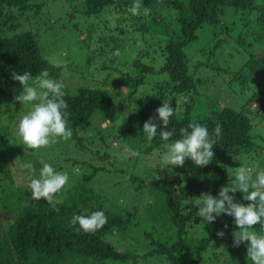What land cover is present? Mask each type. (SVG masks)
Masks as SVG:
<instances>
[{
  "label": "trees",
  "instance_id": "1",
  "mask_svg": "<svg viewBox=\"0 0 264 264\" xmlns=\"http://www.w3.org/2000/svg\"><path fill=\"white\" fill-rule=\"evenodd\" d=\"M50 1L56 0H0V81L16 97L23 89L11 78L12 73L29 72L34 79L46 69L50 78L64 85L66 119L72 130L67 144L76 143L81 150H86L83 140L89 139L86 136L92 129L99 134L98 141L105 140L100 128L92 126L96 114L108 125L117 120L124 105L130 106L129 118L114 135L122 149L129 147L140 155L117 153L127 164H134L131 170L118 171L101 163L109 158L108 151L94 163L73 158L61 161L66 151H60L57 142L51 143V148L25 149L11 124L0 121V264H252L247 258V242L234 246L233 233L238 231L234 218L221 214L214 222H205L195 202L201 194L216 197L221 187L235 182V160L255 169L253 179L257 171H264V131H253L251 120L264 119V89L253 90L239 109L215 99L205 115H195L199 97L204 101L211 96L205 91L207 86L201 87L206 82L203 76L212 70L208 78L214 80L221 68L203 58L192 62L184 46L196 38L203 25L220 37L211 53L228 41L232 46L256 45L257 50L248 51L253 56L246 57L230 80L244 89L251 77L264 76V0H140L143 7L151 9L148 16H133L128 11L135 0H64L68 6L62 15L67 21L78 18L80 12L101 29L110 22L104 15L109 13L115 24L100 34L73 30L77 39L70 38L67 66L45 56L31 30ZM228 7L230 15L225 12ZM155 41L162 43L163 57L156 68L148 56L150 43ZM125 47L130 49L129 56L127 52L123 55ZM117 49L120 55H112ZM155 71L165 73L166 78L153 81L150 76ZM76 76L96 84L65 83ZM120 85L127 88L121 98L114 92ZM169 102L174 113L167 130L174 135L164 141L159 135L162 127H158L149 144L143 124L157 116L155 110L162 103ZM19 110L15 107L8 115L15 125L20 120L14 118ZM193 122L206 127L210 136L217 124L221 127L211 163L198 167L186 159L183 167L162 168L160 161L151 164L146 160L153 153L162 154L164 145L179 139V130ZM7 136H13L14 145L4 139ZM66 160H71L74 170L67 169ZM24 163H31L36 172L22 168ZM43 163L69 176L53 197L55 207L43 199L32 200L27 189L29 176L38 178ZM99 172L113 176L95 178ZM130 190L139 197L128 196ZM234 196L235 202L249 203L242 192ZM94 211H103L108 222L94 234L74 231L71 218ZM218 231L224 232L222 238ZM251 231L264 234L258 224Z\"/></svg>",
  "mask_w": 264,
  "mask_h": 264
},
{
  "label": "clouds",
  "instance_id": "2",
  "mask_svg": "<svg viewBox=\"0 0 264 264\" xmlns=\"http://www.w3.org/2000/svg\"><path fill=\"white\" fill-rule=\"evenodd\" d=\"M128 11L133 16H148L151 9L143 7L140 0H135ZM112 55L119 56V49L115 50ZM11 78L18 81L23 89L15 97V100L25 105H31L30 111L19 120L16 127V136L24 148L35 150L47 147L50 143H56L58 139H70L72 130L66 119L69 113L65 111L68 104L64 99V85L50 78L46 69L34 79L29 72L23 74L14 72ZM185 102H187V98H185ZM252 106L254 109L258 108L255 103ZM155 112L157 116L150 117L145 121L142 129L149 144L158 134V127H162V130L159 131L162 140L168 141L174 135V131L167 130L170 117L174 113L170 102L162 103V106L158 107ZM156 120H159L161 124L158 125ZM122 122H119L120 125ZM179 132V139L164 145L166 150L160 158L162 168L183 167L186 159L191 160L198 167L206 166L212 162L213 148L216 144L215 137H219L221 134L219 124L214 129V136H210L206 127L195 122L189 123ZM123 151L133 157L140 155L139 152L129 147H125ZM21 167L29 170L30 173L36 172L31 163H24ZM68 179L67 172H57L50 164L43 163L38 178L29 176L27 189L31 193L32 200L43 199L55 207L53 197L66 185ZM156 179H160V177L156 176ZM237 191L243 193V199L249 202L247 205L235 202L234 194ZM200 197L195 202L199 208V216L208 223L214 222L221 214L233 217L235 227L238 229L233 233L234 246H239L246 241L247 258L252 264H264V234L251 231L257 224L261 230H264V171H257L255 179H253V168L239 166L235 170V182L231 186L221 187L216 197L210 194H201ZM107 222L103 211H94L88 216L74 215L69 223L74 227V231L82 230L86 234H94ZM76 225L78 228L75 227ZM216 234L220 238L224 236L223 231H218Z\"/></svg>",
  "mask_w": 264,
  "mask_h": 264
},
{
  "label": "rangeland",
  "instance_id": "3",
  "mask_svg": "<svg viewBox=\"0 0 264 264\" xmlns=\"http://www.w3.org/2000/svg\"><path fill=\"white\" fill-rule=\"evenodd\" d=\"M67 6L68 4L64 0L47 2L41 11L40 17H38V23H37L38 25H35V29H31L41 45L42 53L56 64H62L64 66H67L68 64V61L65 56L69 52L70 38L73 37L74 39H77V37L74 34H72L73 30L85 31L86 29H88V30H93L94 33L100 34L104 32H109L108 30L109 29L111 30L115 26V24L112 22L114 17L113 15H109V13L104 15L108 17V20L110 22L103 24L101 26V29L94 27L92 24V19L90 17L81 14L80 12L78 15H76L78 18L80 16L79 22H77L78 18L76 17L73 18L72 20L67 21L65 20V16L62 15L65 12ZM225 12H227V14L230 15L232 13V10L231 8L228 7L225 8ZM217 35H218L217 32H215L209 25H203L202 27L198 28L196 38L184 46V51L186 52L187 56L190 58L192 62L203 58V60L206 61L208 64L212 66L213 65L220 66L221 68L220 71L215 74L214 80H212L211 77L208 78V76H210V72L212 73V70L206 73L207 74L206 77L203 76L201 72H199V75L203 76V78L206 81L205 83H203L201 87L204 88L205 86H207L209 89L205 91H209L211 96L208 97V99H205L204 101H202L203 100L202 96L199 97L194 107L195 115L196 114L202 116L205 115L207 110L213 107V103L216 101L215 99H219V101L221 103L223 102V104L225 105H229L230 107L239 109L241 108V105L243 104L247 96L253 90L261 91L262 89H264L263 75L260 77H251L248 80V82H245L244 89L237 82L230 81L233 76V73L241 69L240 67L242 63L246 61L247 59L246 57L249 58L253 56L250 54V52L251 50H257V46L246 45L244 43L243 44L238 43V45L234 43L236 46H232L230 41H228L226 42V44L218 45L216 50L213 53H211V49L213 48V46L219 43L218 40L220 37H218ZM82 36L83 34H80V37ZM75 43L77 44V40L75 41ZM161 46L162 43H159L158 41L151 42L149 46L148 56L150 58V64L155 68L159 67L160 64L163 62L162 53L160 54V48H159ZM132 48H135V43H132ZM258 49L262 50L263 48L262 49L258 48ZM129 51L130 49H128V47H125L123 55L125 54V52H127V56H129L130 55ZM76 60L77 59H75L72 64H74ZM208 69H206L205 71H207ZM166 76L167 75L165 73H159L158 71H155L154 74L150 76V78H152L153 81H156L155 79L157 80L165 79ZM77 77L78 76L69 77L67 79V82L65 83L79 84L83 82L87 85L96 84L92 79L89 81L83 79L82 77H78V78ZM114 92L116 96H119L121 98L126 95L127 88L120 85L119 87L116 88ZM5 93L7 94L5 95ZM20 104L21 103L15 100V97L12 93L7 92L5 85L3 86L2 82L0 81V121L3 122L5 121L3 124L5 123H8V125L11 124L12 128L10 129L14 131L16 130L18 123H16V125L11 123V118L8 117L9 113L11 114L13 108L18 107L20 110L17 112L14 118L21 119L31 109V105H25V104L20 105ZM129 107L130 106L128 105H124L120 111L117 120L108 125L107 122L99 114H96L92 121V126L100 128V131L103 132L105 136V140L98 141L99 134H97L96 130L92 129L91 131H89V133H87L86 136L89 137V139L83 140L84 143L86 144V150L79 149L76 146V143L67 144L69 139L68 140L60 139V142L57 140L58 146L57 145L55 146H57V148H59L60 151L62 150V152L66 151V153H64L63 156L61 157V161L65 159L73 158L76 160L80 159L82 161L85 160L94 163L95 160L102 159L101 158L102 154L108 151L110 153V156L109 158H106L103 161H101L102 164L106 163V167L110 168L111 170L118 171L121 168L124 169L128 168L129 170H131V168L134 165L132 164L133 162L131 164H127L126 161H124L125 157H120L117 155V153H122V152L124 153V151L121 148L118 139H115V135H114L116 130H119V126H121L125 122V120L129 118L130 116L128 109ZM251 120L253 124V131H257L262 134V131H264V119L260 120V118L255 117L252 118ZM121 121L123 122L120 125L119 122ZM91 134L92 136H90ZM12 138L13 136L4 137V139L8 140L13 144L14 139ZM49 147L50 148L52 147L51 143L49 144ZM96 150H99V152L96 153L95 152ZM127 155L128 154L125 153V156ZM160 158H161V153L160 154L153 153L152 155L148 156L146 160H148V162L152 164L155 160L160 161ZM243 163L245 162L241 160H235V164L237 165L236 168L242 166ZM251 163H253V161H251ZM64 164L66 165L67 169L73 168L74 170L75 168L71 160H66ZM98 176L99 178L107 179V178H112L113 174L111 172L110 173L99 172L95 178H97ZM233 178H235V171L233 172ZM108 185L110 186L111 184ZM127 195L128 196L131 195L132 197H136V198L139 197V194L133 190H130V192ZM140 204L142 205L143 201H140ZM123 242L125 244L128 243V239L124 240ZM130 243L133 244V241H130Z\"/></svg>",
  "mask_w": 264,
  "mask_h": 264
}]
</instances>
